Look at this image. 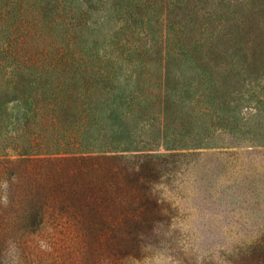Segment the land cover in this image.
Segmentation results:
<instances>
[{
  "label": "trees",
  "instance_id": "trees-1",
  "mask_svg": "<svg viewBox=\"0 0 264 264\" xmlns=\"http://www.w3.org/2000/svg\"><path fill=\"white\" fill-rule=\"evenodd\" d=\"M258 76L264 0H0V168L10 150L114 158L156 128L200 143Z\"/></svg>",
  "mask_w": 264,
  "mask_h": 264
},
{
  "label": "rangeland",
  "instance_id": "rangeland-1",
  "mask_svg": "<svg viewBox=\"0 0 264 264\" xmlns=\"http://www.w3.org/2000/svg\"><path fill=\"white\" fill-rule=\"evenodd\" d=\"M94 14L108 19L105 9ZM107 23L111 33L124 22ZM242 89L235 124H216L197 144L164 137L147 119L136 128L154 143L114 158L20 161L10 150L0 168V264H264V76Z\"/></svg>",
  "mask_w": 264,
  "mask_h": 264
}]
</instances>
